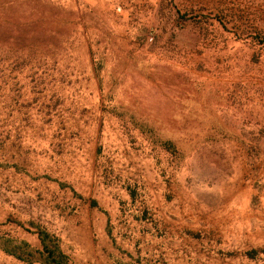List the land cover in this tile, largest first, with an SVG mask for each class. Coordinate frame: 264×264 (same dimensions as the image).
I'll return each instance as SVG.
<instances>
[{
    "label": "rangeland",
    "instance_id": "1",
    "mask_svg": "<svg viewBox=\"0 0 264 264\" xmlns=\"http://www.w3.org/2000/svg\"><path fill=\"white\" fill-rule=\"evenodd\" d=\"M263 159L264 0H0V245L167 264Z\"/></svg>",
    "mask_w": 264,
    "mask_h": 264
},
{
    "label": "crops",
    "instance_id": "2",
    "mask_svg": "<svg viewBox=\"0 0 264 264\" xmlns=\"http://www.w3.org/2000/svg\"><path fill=\"white\" fill-rule=\"evenodd\" d=\"M211 188V231L176 227L168 234L167 264H264V163L257 176L234 167Z\"/></svg>",
    "mask_w": 264,
    "mask_h": 264
},
{
    "label": "trees",
    "instance_id": "3",
    "mask_svg": "<svg viewBox=\"0 0 264 264\" xmlns=\"http://www.w3.org/2000/svg\"><path fill=\"white\" fill-rule=\"evenodd\" d=\"M8 221L21 225V222L15 219H8ZM35 233L40 241V248L31 247L26 241H20L18 245H10L9 240L8 244H1L0 247L6 253L27 263L40 261L44 264H69V259L60 248L56 236L38 225L36 226ZM135 263L142 264L139 259Z\"/></svg>",
    "mask_w": 264,
    "mask_h": 264
}]
</instances>
